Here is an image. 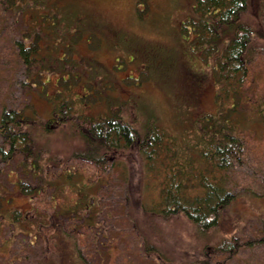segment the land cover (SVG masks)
Listing matches in <instances>:
<instances>
[{
	"label": "rangeland",
	"instance_id": "1",
	"mask_svg": "<svg viewBox=\"0 0 264 264\" xmlns=\"http://www.w3.org/2000/svg\"><path fill=\"white\" fill-rule=\"evenodd\" d=\"M257 5L258 10L264 8V0H257ZM51 12L56 13L53 22L49 19L48 25L43 26L48 37L40 40L43 53L59 57L68 53L81 60V68L77 70L81 77L64 72L67 75L62 78L50 72L42 76L43 81L37 88L24 89L26 77L13 38L26 25L21 18L15 25L8 17L10 13L4 18L0 11V114L5 106L20 103L25 105L29 116L35 112L49 116L50 108L63 97L75 98L77 112L98 114L132 98L131 105L136 109L129 107L128 118L135 111L142 115L141 119L154 117L181 138L193 136L194 119L219 109L215 100L216 84L209 83L193 98L194 90L186 83L191 69L205 73L213 64V57L201 55L202 47H193L190 43L192 0H46L30 13V24H43L41 15L52 17ZM258 21L254 18L253 33L263 39L264 33L260 30L264 29L257 27ZM53 23H58L68 35L54 38ZM53 39L59 43L56 49L49 46ZM262 47L250 64L241 101L234 106L229 99L223 103V110L229 113L245 139L246 161L225 175L228 184L240 194L223 210L217 234L205 240L182 216L154 217L146 221L138 214L135 220L126 210L125 187H130V199L136 206L140 196L135 187H145V183L142 178L139 183L134 176L130 177L125 161L123 169L114 167L103 178V186L100 183L92 186L86 178L94 177V168L69 159L62 162L63 169L61 163L58 167L52 166L47 176L49 185L30 197L20 190L18 181L37 182L25 174L31 163H22L21 155H17L7 164L0 162V264H51L56 260V256H49L50 260L44 256L56 248L61 253L62 220L59 224L57 220L53 224L52 220L63 212L69 215L63 226L74 231L81 253L90 264H192L190 252L201 249L205 241L214 243L232 233L239 235L241 241H251V245L242 246L231 258H227L228 254H217L223 264H264V120L256 113V104L264 99V40ZM137 121L140 123L138 118ZM53 136H59V132ZM58 145L61 149L65 146L61 141ZM44 158L54 160L51 155ZM152 175L150 187L159 186L161 176ZM85 186L91 187L85 192L92 191L100 201L90 215L92 225L83 223V218H87L84 212L74 215L66 209V205H71L70 210H80V195L68 187ZM15 208L21 213L18 219L11 211ZM54 210L58 212L51 216ZM28 212L43 213L45 219L32 221ZM25 222L29 224L24 226ZM146 236L161 251L167 252L163 257L170 260L148 255L144 249ZM74 256L70 255V260L74 261ZM43 257L44 261H40Z\"/></svg>",
	"mask_w": 264,
	"mask_h": 264
},
{
	"label": "trees",
	"instance_id": "2",
	"mask_svg": "<svg viewBox=\"0 0 264 264\" xmlns=\"http://www.w3.org/2000/svg\"><path fill=\"white\" fill-rule=\"evenodd\" d=\"M45 1L0 0V11L4 18L10 13L8 17L12 18L15 25L19 18L26 25V28L20 27L18 35L13 38L21 60V70L26 77L24 89L37 88L43 81L42 76L50 72L58 73L62 78L67 74L81 77L77 71L81 68V60L70 57L68 53L61 57L52 52L43 53L40 40L48 37L43 26L48 25L49 19L53 22L56 13L51 12L52 17L41 15L44 21L43 24L40 21L41 25L30 24L29 17L34 8ZM192 1L194 13L189 21L193 25V37L190 38V43L193 47H202L201 55L213 57V64L211 72L209 70L201 73L191 69V76L189 74L186 83L194 90L191 96L193 98L209 83L212 82L214 86L216 84L215 100L218 101L219 109L206 113L208 116L202 113L198 119L193 120V136L190 134L180 138L160 125L154 117L146 116L141 119L142 115L139 116V112L135 111L134 115L131 113L132 118H128L129 107L136 109L131 105L132 98L98 114L77 112L75 98L72 97H63L64 99L54 104L50 108L49 116L36 112L29 116L25 105L20 103L16 106H5L0 114V162L7 164L17 155H21L22 163H31L25 174L33 176L37 183L33 184L30 180L18 181L23 193L30 197L40 194L49 185L47 176L52 166L58 167L61 163L63 169L62 162L66 163L69 159H77L94 168V179L86 178L92 186L98 183L103 186V178L114 167L122 166L123 169L125 161L130 168V177L134 176L139 183L142 178L145 183V187H135L138 188L140 196V203L136 206L130 199V187H125L126 210L133 214L131 216L135 220L138 214L139 218L142 216L146 221L154 217L182 216L205 240L218 233L223 210L235 202L240 194L228 184L225 175L234 166L242 165L246 161L245 139L236 128L237 124L230 120L229 113L223 110V103L229 99L234 106L241 101L242 89L249 78L250 64L263 48L264 38L254 36L253 22L256 18L259 20L257 27L264 29V8L258 10L257 0ZM57 24H52L54 38L68 35ZM185 31L188 33L189 29ZM260 31L264 33V30ZM52 41L49 46L56 49L59 43L54 39ZM256 113L264 120V99L256 104ZM205 117L208 119L205 120ZM58 132L59 136H53ZM60 141L61 145H65L62 149L58 145ZM49 155L54 158L53 161L44 158ZM43 163H47V166ZM62 173L61 171V175ZM152 174L161 176L157 187L149 185ZM86 188L91 189L88 186L78 189L68 187L80 195V210H70L71 205H66V209L74 215L84 212L87 218H83V223L92 225L90 215L100 201L92 191L85 192ZM144 196L150 199L146 200ZM18 210H11L15 213V219L21 214ZM55 212L58 211L54 210L51 216ZM36 214L27 213L32 221L45 219L43 213ZM68 216L63 212L56 216L57 219L52 220L53 224L56 220L58 224L62 220L61 253L56 248L44 257L56 256L57 259L51 261V264H90L81 253L74 231H68L63 226L64 219ZM147 236L144 238L146 253L155 255L158 259L170 260L169 257H163L167 252H162L153 241L146 239ZM247 244L251 245V241H241L236 233L220 237L214 243L205 241L201 249L189 253L190 259L192 258L190 263L223 264L224 261L219 260L217 254H228L227 258H231ZM191 253L193 257L190 256ZM70 255H75L74 261L70 260ZM44 257L40 261H44Z\"/></svg>",
	"mask_w": 264,
	"mask_h": 264
}]
</instances>
